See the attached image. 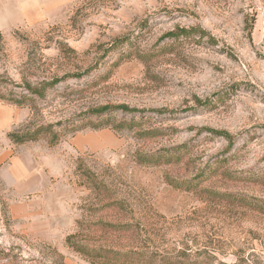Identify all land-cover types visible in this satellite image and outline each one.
<instances>
[{"label":"rangeland","instance_id":"rangeland-1","mask_svg":"<svg viewBox=\"0 0 264 264\" xmlns=\"http://www.w3.org/2000/svg\"><path fill=\"white\" fill-rule=\"evenodd\" d=\"M0 264H264V0H0Z\"/></svg>","mask_w":264,"mask_h":264},{"label":"trees","instance_id":"trees-1","mask_svg":"<svg viewBox=\"0 0 264 264\" xmlns=\"http://www.w3.org/2000/svg\"><path fill=\"white\" fill-rule=\"evenodd\" d=\"M194 33H198L195 32L194 30H188V29H178L175 32H171L168 33L165 37L166 38H171V39H175V40H179L181 38H189L192 37ZM202 35H205V32H202ZM51 84H46L41 88H34L30 85L26 86L27 90L29 92V94L31 96H38V97H44V91L46 87H50ZM109 110H111V108H103L101 110H99L98 112H96L97 115H104L106 112H108ZM116 110L118 111H122L123 113H137V110H132L130 108H128L127 106H119L116 108ZM45 131H48V129H45ZM215 135H219L221 137H224L227 141L232 143V136L226 132H219V131H214L213 132ZM35 138L32 136L27 137L25 136L21 141H32ZM75 239V235L74 236H69L66 240L68 247H70L71 249H73L74 251L83 254L84 256H89V249L86 248H82V246H79L78 243L74 242ZM105 253V252H104ZM123 253V252H120ZM125 255H121L122 257H127L129 253H124ZM101 257H106V256H101ZM121 259V258H120ZM62 260V258H61Z\"/></svg>","mask_w":264,"mask_h":264}]
</instances>
